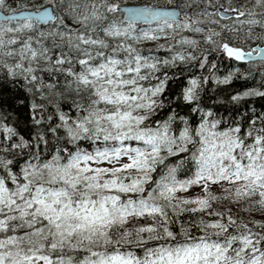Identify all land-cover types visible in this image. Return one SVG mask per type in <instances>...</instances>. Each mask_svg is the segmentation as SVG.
<instances>
[{
  "label": "snow or ice",
  "instance_id": "1",
  "mask_svg": "<svg viewBox=\"0 0 264 264\" xmlns=\"http://www.w3.org/2000/svg\"><path fill=\"white\" fill-rule=\"evenodd\" d=\"M257 99L264 0H0V264H264Z\"/></svg>",
  "mask_w": 264,
  "mask_h": 264
},
{
  "label": "trees",
  "instance_id": "2",
  "mask_svg": "<svg viewBox=\"0 0 264 264\" xmlns=\"http://www.w3.org/2000/svg\"><path fill=\"white\" fill-rule=\"evenodd\" d=\"M125 2L127 4H143V3H158V4H166L167 3V0H125ZM146 46V45H145ZM258 71V70H257ZM239 81H237V83L235 85H233V87H236L237 85H239ZM210 86V85H209ZM261 103H264V101H260V100H256L255 101V104H256V107L259 108V105Z\"/></svg>",
  "mask_w": 264,
  "mask_h": 264
},
{
  "label": "water",
  "instance_id": "3",
  "mask_svg": "<svg viewBox=\"0 0 264 264\" xmlns=\"http://www.w3.org/2000/svg\"><path fill=\"white\" fill-rule=\"evenodd\" d=\"M128 5H130V6H136V5H138V4H128Z\"/></svg>",
  "mask_w": 264,
  "mask_h": 264
},
{
  "label": "rangeland",
  "instance_id": "4",
  "mask_svg": "<svg viewBox=\"0 0 264 264\" xmlns=\"http://www.w3.org/2000/svg\"><path fill=\"white\" fill-rule=\"evenodd\" d=\"M147 46V44H145Z\"/></svg>",
  "mask_w": 264,
  "mask_h": 264
}]
</instances>
